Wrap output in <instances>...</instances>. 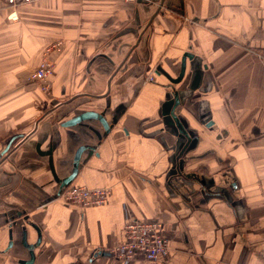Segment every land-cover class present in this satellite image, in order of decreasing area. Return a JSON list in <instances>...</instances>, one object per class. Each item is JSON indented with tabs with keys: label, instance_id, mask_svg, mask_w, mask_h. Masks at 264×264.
Here are the masks:
<instances>
[{
	"label": "crops",
	"instance_id": "1",
	"mask_svg": "<svg viewBox=\"0 0 264 264\" xmlns=\"http://www.w3.org/2000/svg\"><path fill=\"white\" fill-rule=\"evenodd\" d=\"M58 41L63 48L45 93L29 76ZM185 52L199 64L200 81L188 90L194 72L186 60L183 78L172 85L184 95L175 113L197 143L180 156L182 180L168 185L172 153L162 152L182 142L160 111ZM261 52L264 0H43L15 11L0 4V151L23 136L0 161V215L28 212L44 228L45 251L34 250L33 264H72L76 256L85 262L89 247L113 248L128 219L161 222L168 255L89 264H264ZM87 111L116 121L99 157L83 163L74 181L111 190L108 203L86 209L81 223L78 209L49 200L55 179L71 173L77 149L96 144L87 128L103 133L94 120L62 126ZM37 145L52 151L55 179ZM219 190L227 196L215 195ZM15 256L0 264L28 259Z\"/></svg>",
	"mask_w": 264,
	"mask_h": 264
},
{
	"label": "built area",
	"instance_id": "2",
	"mask_svg": "<svg viewBox=\"0 0 264 264\" xmlns=\"http://www.w3.org/2000/svg\"><path fill=\"white\" fill-rule=\"evenodd\" d=\"M41 1L43 0H0V4L15 11L20 6ZM62 48V41L49 45L43 51L38 66L29 76V80L38 84L45 93L50 92L49 79L54 73L56 56ZM154 80L153 74L147 78L148 82H154ZM110 197V188H89L74 184L67 187L60 198L69 206L86 210L106 205ZM108 251L121 262H129L138 257L149 262H156L161 257L168 255L170 245L161 222L128 219L123 224L120 241Z\"/></svg>",
	"mask_w": 264,
	"mask_h": 264
},
{
	"label": "water",
	"instance_id": "3",
	"mask_svg": "<svg viewBox=\"0 0 264 264\" xmlns=\"http://www.w3.org/2000/svg\"><path fill=\"white\" fill-rule=\"evenodd\" d=\"M163 5L162 3L159 4V6L157 7L156 11L154 12V14L151 16L149 22L146 24V29L148 28V26L151 24L153 18L158 14V12L161 10L162 11ZM165 16L170 15L169 12L165 11ZM179 23H184L185 20L184 19H180ZM180 24V25H181ZM186 60L192 61V66H193V72H194V78H193V82L191 84V86L188 88L189 91H194L199 87V81H200V73L198 71L199 64L196 63V61L194 60V55L189 53V52H185L183 54V57L181 59V64H180V72L179 75L176 79H171L168 78L169 84L167 87L170 88L171 93L166 95V101L161 105V111H160V115L162 116V120L164 123L165 127H168L172 130L171 133H169L172 136H175L176 138H178L179 140H183V139H189L190 135L192 134L190 130H188V126L186 124V122L178 115H176L175 111L176 109L179 107V105H181V101L184 97V95L181 92H173L172 89V85H176L180 82V80L183 78L184 76V72H185V62ZM157 75L162 74V72H156ZM163 75V74H162ZM89 120H94L97 121L100 126L102 127L103 133L100 134L99 132L93 130L92 128H87L91 135H86L89 139H93L92 137L95 138V140L97 141L95 145L92 146H81L77 149L74 158H73V162H72V170L71 173L63 178L62 180H56L55 179V173L53 172L54 169L52 167V151L48 150L46 152H40L39 151V145H37V152L39 153L40 156L44 157H48L49 158V163H50V167H51V173L53 178L55 179V182L58 185V190L56 192V194L49 200L51 201H58L61 202L64 206L66 207H72V208H76L73 206H69L68 204H66L64 202V200L61 197L62 193L64 192V190L69 187L70 185H74V181L76 178H78L79 172H80V166L83 165V163H87L90 159L92 158H98L99 157V153H98V149L100 147L101 141L103 138H106L107 135L110 133V131L112 130V128L114 127L115 124V119L113 120V122L111 124H108V122L104 119L103 114H99L96 113L94 111H87L84 112L78 116H76L75 118L65 122L62 126L63 127H73V126H77V125H81V123L85 122V121H89ZM207 128H212L213 126V122L211 120H209L206 125ZM214 127V126H213ZM23 136H16L15 138H13L12 140H10V142L5 146V148L3 150L0 151V161L2 160L3 156L9 151L11 144L13 143L14 140L22 138ZM170 151L172 154L169 158V162L171 164V167L167 170L166 174H165V182L168 183V185H172V180L175 179L176 181H180L182 180V167L179 166V161H180V156L184 154V151L182 149H177L175 147H171L170 149L162 152V155L165 154V152ZM54 173V174H53ZM151 184L155 185L158 187L157 182H155L154 180L151 181ZM224 186H230L231 189H235V184L233 182H227ZM210 188V187H209ZM223 195L224 197H226L227 193L222 192L221 190H219V194H215V195ZM213 195V194H210ZM222 197V196H219ZM78 209V208H76ZM158 220H154L152 222H156ZM34 248V247H33ZM96 254L94 255V258L91 260V262L95 259L98 258H114V254H112L111 252H109L108 250H104L102 248H96Z\"/></svg>",
	"mask_w": 264,
	"mask_h": 264
},
{
	"label": "flooded vegetation",
	"instance_id": "4",
	"mask_svg": "<svg viewBox=\"0 0 264 264\" xmlns=\"http://www.w3.org/2000/svg\"><path fill=\"white\" fill-rule=\"evenodd\" d=\"M221 136L222 135H220V137ZM179 142H182L181 149L184 151L197 143V137L192 133L188 140L183 139ZM182 165L183 161L180 160L179 166L182 167ZM84 213L85 210L78 209L81 223L84 218ZM0 220H2L0 225V259L5 260L6 258L8 259V257H14V259H16L15 255L24 253L28 256V259L26 260L28 263L26 261L17 260V262H11L10 264H29V262H31L30 264H33L34 250L40 249L41 252L45 251L44 228L32 223L29 213L23 211L1 214ZM96 252V248L89 247L84 254L85 262L81 260V256H76L74 257V263L72 264H89L94 258Z\"/></svg>",
	"mask_w": 264,
	"mask_h": 264
},
{
	"label": "trees",
	"instance_id": "5",
	"mask_svg": "<svg viewBox=\"0 0 264 264\" xmlns=\"http://www.w3.org/2000/svg\"><path fill=\"white\" fill-rule=\"evenodd\" d=\"M261 53H262V54H261V55H262V57H264V52H261Z\"/></svg>",
	"mask_w": 264,
	"mask_h": 264
}]
</instances>
